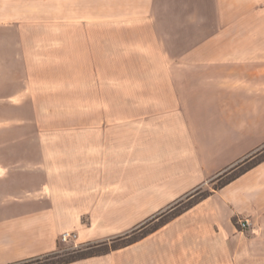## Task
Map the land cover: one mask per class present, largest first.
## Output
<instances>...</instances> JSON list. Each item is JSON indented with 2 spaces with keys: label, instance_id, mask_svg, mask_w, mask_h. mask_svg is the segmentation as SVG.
<instances>
[{
  "label": "crops",
  "instance_id": "crops-1",
  "mask_svg": "<svg viewBox=\"0 0 264 264\" xmlns=\"http://www.w3.org/2000/svg\"><path fill=\"white\" fill-rule=\"evenodd\" d=\"M151 1L0 0V120L40 105L37 81L70 72L76 51L83 59L89 51L95 67L103 34L92 29L152 23L143 16ZM173 3L179 16L163 22L178 24V47L132 70L142 116L0 128V264L57 252L66 232L78 245L133 232L264 149V1L194 0L202 11L189 23L186 0ZM7 145L31 157L14 161ZM205 252L214 264L228 256L264 264V162L145 239L71 264H204Z\"/></svg>",
  "mask_w": 264,
  "mask_h": 264
},
{
  "label": "rangeland",
  "instance_id": "rangeland-1",
  "mask_svg": "<svg viewBox=\"0 0 264 264\" xmlns=\"http://www.w3.org/2000/svg\"><path fill=\"white\" fill-rule=\"evenodd\" d=\"M174 1L178 2V0L151 1V7L145 10L146 12L143 16L151 18L152 23L142 21L140 23L137 22L139 24H132L129 22L130 19L125 18L116 20L119 22L116 24L114 19L104 26L105 29H102V27L100 29H92V33L103 34L100 42L95 41L97 50L98 46H101L100 60L97 57L96 62H94L95 67L91 66L93 61L89 51L87 53L85 51V55L87 56L85 59H83L79 51H76L74 57L75 65L70 72L64 70L59 73L48 72L43 74L42 78L47 76L51 80H45L46 83L41 80L40 82L37 81L36 89L41 93L39 96L41 104L28 103L20 111L12 109V113H21L22 116H7L8 119L13 120H5L4 122L0 120V128L23 124L22 128L26 129L29 133L40 128H50L52 118L56 116H142L143 111L141 110L142 108H146V106L136 103L132 104V90L130 87V78L134 75L132 70L134 66L145 64L146 56L155 54L156 50L178 47V24H165L163 22L165 17L174 19L173 17L179 16V10L175 8ZM168 2H171L170 5L167 4ZM193 7L194 0H186V8L181 10V16L184 18V21L186 20L185 22L189 23L193 21L199 15V12L202 11V9H195ZM78 9L76 12L79 11ZM108 15H110L109 10ZM84 31L88 32V30H84L83 28L80 29V32ZM75 43L77 45L81 42L75 41ZM59 60L65 64L66 58H60ZM59 68L62 69V67ZM86 69H96L97 71L85 72L87 71ZM29 94H27V99L32 97ZM0 118H3V116H0ZM12 146L13 148L16 147L14 144ZM8 148L7 151L12 155L14 161H22L25 157L27 159L31 157L29 151L19 152L18 149L11 150V146H8ZM6 156L8 157V154ZM233 168L227 171H231ZM226 172L224 173L226 174ZM224 175L223 178L220 179V175L200 188L199 193L204 194L213 191L215 187L226 181L227 176ZM236 227L239 233H244L243 236L247 235L249 228L243 231L240 228L239 222L236 223ZM125 235L127 234L120 236L125 237ZM117 237L106 241L111 245V241ZM60 241L59 253L61 255H67L73 251L85 250L87 248V244L78 245L76 242L64 243L61 238ZM122 243L121 241L118 244ZM209 258V253L205 252L204 264H214L210 262ZM59 259L53 258L51 261ZM245 260L228 256L220 258L217 264H247L244 263Z\"/></svg>",
  "mask_w": 264,
  "mask_h": 264
},
{
  "label": "trees",
  "instance_id": "trees-1",
  "mask_svg": "<svg viewBox=\"0 0 264 264\" xmlns=\"http://www.w3.org/2000/svg\"><path fill=\"white\" fill-rule=\"evenodd\" d=\"M264 162V149L259 152L251 155L246 158L243 162L235 166L231 171H227L224 176H227L225 182L221 183L219 186L215 187L213 191L206 192L204 194L199 193V189L191 194L184 200L177 202L167 211L161 213L160 215L154 217L150 221L146 222L144 225L134 230L131 234L117 237L113 239L112 244L110 245L108 241L101 243H88L87 248L84 250H76L69 254L61 255L59 251L41 256L38 258H33L22 264H71L80 260L89 259L92 257L107 255L113 251L120 250L131 246L154 232L158 231L160 228L164 227L177 217L184 214L186 211L192 209L194 206L209 198L216 191L224 188L228 184L232 183L248 171L252 170L259 164ZM223 175L220 176V179L223 178ZM122 244H118L119 242ZM96 249V250H95ZM53 258H60L56 261H51Z\"/></svg>",
  "mask_w": 264,
  "mask_h": 264
},
{
  "label": "built area",
  "instance_id": "built-area-1",
  "mask_svg": "<svg viewBox=\"0 0 264 264\" xmlns=\"http://www.w3.org/2000/svg\"><path fill=\"white\" fill-rule=\"evenodd\" d=\"M240 228L245 231L249 228L250 223L248 220H240L239 221ZM77 239V234L74 232H66L61 236V240L64 243L75 242Z\"/></svg>",
  "mask_w": 264,
  "mask_h": 264
}]
</instances>
